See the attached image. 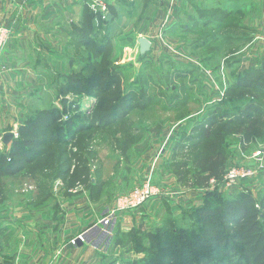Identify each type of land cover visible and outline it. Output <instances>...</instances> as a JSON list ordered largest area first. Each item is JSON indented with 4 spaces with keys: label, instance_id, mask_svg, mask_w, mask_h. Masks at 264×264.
<instances>
[{
    "label": "rangeland",
    "instance_id": "obj_1",
    "mask_svg": "<svg viewBox=\"0 0 264 264\" xmlns=\"http://www.w3.org/2000/svg\"><path fill=\"white\" fill-rule=\"evenodd\" d=\"M181 1L180 18L169 19L178 0H75L58 8L72 16L70 42L61 27L42 23L66 51L55 55L40 40L48 60L41 51L32 58L27 102L0 87V156L12 158H0V264L12 259L10 221L33 212L62 221L77 196L94 202L93 225L103 233L110 222L105 264H219L226 257L200 213L249 197L261 210L264 0ZM1 3L0 15L10 8ZM3 20L0 80L13 35ZM145 33L153 46L142 54ZM45 111L63 121L45 125L37 119ZM36 122L35 146H27L19 128ZM9 132L18 133L17 156L14 140L4 142ZM214 145L225 147L227 163L206 183L196 162ZM234 169L249 175L231 179ZM144 190L149 197L135 204Z\"/></svg>",
    "mask_w": 264,
    "mask_h": 264
},
{
    "label": "crops",
    "instance_id": "obj_2",
    "mask_svg": "<svg viewBox=\"0 0 264 264\" xmlns=\"http://www.w3.org/2000/svg\"><path fill=\"white\" fill-rule=\"evenodd\" d=\"M9 2L10 8H6V11L1 12L0 15V19L4 16L5 22L13 27L10 45L3 60L4 69L0 87L6 86V89L10 90L14 102H17L16 98L19 95L22 101L27 102L28 99L24 98H29L31 91L27 86L32 84L34 77L31 72L32 58H36L34 55L38 54V51L43 52L42 55L45 57L47 53L42 50L43 45L40 40L50 44L55 55L56 53L61 55L66 51V48H55L49 42L51 31L42 30V23L61 27V31H64L62 33L69 37L67 42H70L72 16L68 12L65 15V12L59 11L61 15L58 14V8L69 4L72 6L75 0H4L3 8ZM76 5L79 11V3L77 2ZM181 5V0L173 4L169 19L180 18ZM166 10L169 11V6ZM56 33L58 34L57 31H53L51 35L55 37ZM142 36L151 41L152 48V38L145 33L139 34L138 40ZM46 59L48 60L47 57ZM59 63L54 58L52 65L57 69ZM13 119L14 116L10 115V125H14ZM201 200L202 196L198 193V202ZM158 201V199L152 201L148 205L149 208ZM95 209L94 202L88 203L82 195L66 201L62 221L54 220L50 213L39 216L33 212L22 217V222H14L16 220L14 218V221H10L13 223L11 231L14 237L10 238V247L13 250L10 254L12 264H105V255L110 244L105 240L110 233V222L106 223L109 225L106 233H103L104 227L93 225L98 219L91 214Z\"/></svg>",
    "mask_w": 264,
    "mask_h": 264
},
{
    "label": "trees",
    "instance_id": "obj_3",
    "mask_svg": "<svg viewBox=\"0 0 264 264\" xmlns=\"http://www.w3.org/2000/svg\"><path fill=\"white\" fill-rule=\"evenodd\" d=\"M62 117L61 115H52L51 111H45L37 119L45 125L51 126V124L57 122L59 125L63 121L61 120ZM66 124L73 125V122L72 120H67ZM223 128H227V126ZM36 131H38L37 122L32 124V126L28 123L22 124L19 132L23 137V144L31 147L35 146V142L31 137H35ZM206 135L208 136L209 133ZM13 138L15 149L13 155L17 156V154L21 153V150L17 148L20 144V139ZM219 138H224V134H219ZM0 158L2 162H5L11 156L4 153ZM200 159L197 160L196 165L199 174H205L206 183L212 177L220 178L224 174L227 163V152L222 145H214L212 154ZM12 165L16 166V164ZM10 172L13 173L15 171L10 170ZM254 199L249 197L248 199L236 200V203L230 205L229 208L207 206L200 213L207 224L213 225L211 229L213 247L226 257V259H219V264H264V204L262 207L264 200L261 203L255 202V205L259 203L261 210L263 209L261 211L259 208L252 206ZM8 260L9 258L3 263L12 264L11 261L7 262Z\"/></svg>",
    "mask_w": 264,
    "mask_h": 264
},
{
    "label": "built area",
    "instance_id": "obj_4",
    "mask_svg": "<svg viewBox=\"0 0 264 264\" xmlns=\"http://www.w3.org/2000/svg\"><path fill=\"white\" fill-rule=\"evenodd\" d=\"M100 1V0H98ZM97 2V0H96ZM104 9H106L105 5L103 6ZM8 32L5 29H0V48L4 45V43L6 42L7 38H8ZM15 136H18V133L15 132L14 133ZM10 159V158H9ZM249 175V172H240L236 169L232 170L229 173V178L231 179H237L239 177H243V176H247ZM150 191L149 190H144V191H139L136 192L135 194V204H141L143 201H145L148 197H149Z\"/></svg>",
    "mask_w": 264,
    "mask_h": 264
},
{
    "label": "water",
    "instance_id": "obj_5",
    "mask_svg": "<svg viewBox=\"0 0 264 264\" xmlns=\"http://www.w3.org/2000/svg\"><path fill=\"white\" fill-rule=\"evenodd\" d=\"M139 45H140V52L142 54H144V53H146L147 51L150 50L151 41L148 38L142 36V37L139 38ZM13 137H14V133L13 132L7 133L5 135L4 142L8 144L12 140ZM78 241H80V240H78Z\"/></svg>",
    "mask_w": 264,
    "mask_h": 264
}]
</instances>
